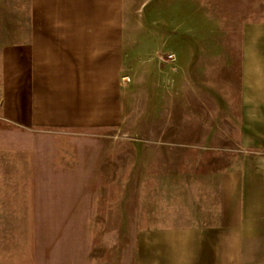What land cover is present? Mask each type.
I'll use <instances>...</instances> for the list:
<instances>
[{"label":"rangeland","instance_id":"obj_1","mask_svg":"<svg viewBox=\"0 0 264 264\" xmlns=\"http://www.w3.org/2000/svg\"><path fill=\"white\" fill-rule=\"evenodd\" d=\"M242 3L153 0L143 6V0H131L122 78L130 119L121 127L29 130L9 121L2 109L3 48L18 42L28 0H0V264H137L146 234L194 221L196 195L187 193V174L223 170L234 151L180 143L172 126L179 80L195 75L206 95L218 93L219 105L225 104L223 89L214 91L210 81L214 71L227 73V67L208 62L210 43L217 40L210 14L225 16ZM244 5L252 12L264 8L262 0ZM182 7L188 14L201 10V17H180ZM185 57L208 64L185 63ZM166 120L170 129L162 128Z\"/></svg>","mask_w":264,"mask_h":264},{"label":"crops","instance_id":"obj_2","mask_svg":"<svg viewBox=\"0 0 264 264\" xmlns=\"http://www.w3.org/2000/svg\"><path fill=\"white\" fill-rule=\"evenodd\" d=\"M150 1L143 0V6ZM242 2L225 16L218 10L210 14L217 40L210 43L214 52L208 62L227 67L226 75L214 71L210 81L214 91L223 89L225 104L219 105L217 92L215 97L204 93L202 80L185 73L172 124L182 145L228 146L234 153L223 170L187 174L192 187L187 193L196 195L194 221L146 234L137 264H264V8L252 12ZM130 3L28 0L23 15L28 21L20 26L18 42L2 53L6 118L29 130L121 127L130 119L128 87L122 82ZM188 16L201 17V10L188 14L182 7L180 17ZM154 118L147 117L148 123ZM168 121L163 129L171 128Z\"/></svg>","mask_w":264,"mask_h":264},{"label":"built area","instance_id":"obj_3","mask_svg":"<svg viewBox=\"0 0 264 264\" xmlns=\"http://www.w3.org/2000/svg\"><path fill=\"white\" fill-rule=\"evenodd\" d=\"M168 58H170V59L173 58V55H169Z\"/></svg>","mask_w":264,"mask_h":264}]
</instances>
